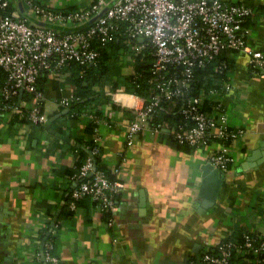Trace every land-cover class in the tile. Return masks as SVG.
<instances>
[{"label":"crops","instance_id":"1","mask_svg":"<svg viewBox=\"0 0 264 264\" xmlns=\"http://www.w3.org/2000/svg\"><path fill=\"white\" fill-rule=\"evenodd\" d=\"M33 1L68 12L93 0ZM235 1L253 7L248 38L264 50V0ZM10 2L29 21L36 20L23 0ZM232 58L233 88L222 101L229 124L243 133L230 145L233 159L219 171L212 200L200 183L201 166L214 144L179 149L167 131L150 129L126 143L131 114L122 103L140 105L139 97L128 95L135 93L105 85L109 101L97 104L104 112L97 127L99 163L123 183L110 221L89 197L66 212L65 195L73 185L68 171L87 139V116L72 117L69 106L57 103L74 89L68 71H51L40 79L43 125L16 121L15 112L1 111L0 264H29L31 250L40 249L47 238L38 236L47 222L46 235H53V252L63 264H206L200 255L235 231L264 233V75L248 70L245 52ZM123 69V74L131 72Z\"/></svg>","mask_w":264,"mask_h":264},{"label":"built area","instance_id":"2","mask_svg":"<svg viewBox=\"0 0 264 264\" xmlns=\"http://www.w3.org/2000/svg\"><path fill=\"white\" fill-rule=\"evenodd\" d=\"M23 1L36 20L60 27L29 21L10 0H0L3 112H17L25 122L43 125L46 115L41 107L43 91L39 80L51 71H61L71 62L82 68L95 64L101 46L120 37L134 53L145 46L152 49L148 94H128L141 99L138 106L122 103L131 114L126 143L130 144L133 135L143 129L155 133L167 131L177 142L194 149L214 144L207 162L218 171L227 169L233 159L230 145L243 133L242 128L229 124L222 101L223 94L233 88L231 77L223 81L220 94L210 89L216 95L208 101L207 109L202 103L204 96L188 95V90L194 69L229 49L245 52L248 70L264 75V50L253 47L244 24L253 13L251 5L235 0H114L105 9L109 0H93L89 5L64 12L33 0ZM222 66V61L215 64L218 69ZM76 99L71 91L57 103L68 107ZM163 101L178 103L173 110L181 118L153 119ZM83 114L98 124L101 121L92 113ZM98 124L94 128L93 143L87 145V156L69 176L73 185L68 207L75 209L81 198L89 197L99 210L108 213L110 221L123 183L120 179H111L105 169L96 165L95 157L100 153ZM118 169L116 165L112 170L115 173ZM233 251L259 255L264 251V233L244 232L241 242L223 240L216 253L205 251L200 260L206 264H238L231 259ZM31 254L33 259L29 264H63L53 252L51 239H45L42 250H31ZM263 259L256 257L252 264H261Z\"/></svg>","mask_w":264,"mask_h":264},{"label":"trees","instance_id":"3","mask_svg":"<svg viewBox=\"0 0 264 264\" xmlns=\"http://www.w3.org/2000/svg\"><path fill=\"white\" fill-rule=\"evenodd\" d=\"M250 16H248L244 22L246 26ZM234 53L235 51L230 49L224 50L211 62L206 63L203 67H196L193 71L188 95L202 94L204 96L202 103L206 109L208 108V101L216 95L215 93H211L210 89H215L217 94H220L223 81L229 78ZM151 59L152 49L150 46H145L139 52L134 53L129 47L125 46L120 37H115L113 40L101 46L100 54L95 64L82 68L77 63L71 62L68 66L62 68L61 71L63 72L68 71L69 78L74 84L72 92L77 96V99L69 106V115L77 117L81 113H92L96 117L102 118L104 112L101 108L97 107V104H103L109 101V97L105 94V85H109L110 90L119 88V90H125L127 92L146 96L149 89L148 79L150 73L148 67ZM219 61L224 63V66H222L221 69L215 67L216 62ZM124 64H130L132 66L131 72L125 74L121 73V69ZM80 70H82V73H80ZM3 79L4 74H0V86ZM38 84L42 89L40 80ZM94 85H96V87ZM2 104L3 97L0 91V113L2 111ZM177 104L173 101L161 102L157 108V112L153 116V119H165L169 121L180 119V114L173 110L176 109L175 105ZM86 119L84 128L85 134H87V139L83 142V146L79 148V155L75 161L74 169L68 171V174L70 175L76 172L78 167L84 161L88 154L87 145L93 143L94 140V128L98 123L92 117L88 116ZM14 120H23V118L19 117V115L15 113ZM166 134L169 141L173 143L175 147L179 149H186L188 147L193 148L187 144L177 142L169 133ZM95 161L97 167L105 169L108 176L111 179L114 178L111 171L107 170L99 163V156L95 157ZM69 196L70 189L65 195L67 206ZM66 208L67 213H71L74 210L69 207ZM103 213L105 217H108L107 212ZM48 228L49 222H47L45 228L39 231L38 236L41 240H43L45 236H47L46 241L49 239L52 240L53 235L51 233L46 235ZM244 232L247 231H235L232 235L223 238L221 241L235 239L238 242H241ZM218 245L216 248L208 249L206 251L216 253L218 251ZM256 257L264 258V251H262L259 255H254L253 253L241 255L240 253L233 251L231 259L236 261L238 264H252L253 262H256ZM261 264H264V259Z\"/></svg>","mask_w":264,"mask_h":264},{"label":"water","instance_id":"4","mask_svg":"<svg viewBox=\"0 0 264 264\" xmlns=\"http://www.w3.org/2000/svg\"><path fill=\"white\" fill-rule=\"evenodd\" d=\"M114 0L110 1L106 6L105 9L112 4ZM19 9L22 11L21 6H19ZM101 13V12H100ZM100 13H98L97 15L94 16L97 17ZM93 18V19H94ZM36 22H38L39 24L42 25H47V26H53V27H60L59 25H55V24H49L45 21H39V20H34ZM22 93V90H20V94ZM59 136L60 133H57ZM202 170H203V178L201 180V185H200V189L203 190V194L208 197L211 198V200L215 197L218 186L221 182V177L219 175V171L216 167H213L212 164H210L209 162H205L202 166H201ZM208 192V193H207ZM56 217H53L50 226L54 225ZM43 248V242L40 245V250H42Z\"/></svg>","mask_w":264,"mask_h":264},{"label":"rangeland","instance_id":"5","mask_svg":"<svg viewBox=\"0 0 264 264\" xmlns=\"http://www.w3.org/2000/svg\"><path fill=\"white\" fill-rule=\"evenodd\" d=\"M121 57H122V56H121ZM123 66H124V69H123V71H126V72H128V71H130V70H131V67H130V66H127L126 64H124Z\"/></svg>","mask_w":264,"mask_h":264}]
</instances>
